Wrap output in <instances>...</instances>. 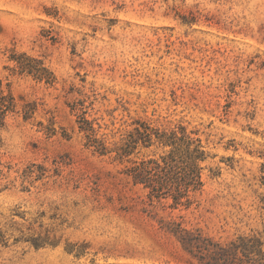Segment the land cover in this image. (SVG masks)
<instances>
[{
  "label": "rangeland",
  "instance_id": "rangeland-1",
  "mask_svg": "<svg viewBox=\"0 0 264 264\" xmlns=\"http://www.w3.org/2000/svg\"><path fill=\"white\" fill-rule=\"evenodd\" d=\"M20 53L53 82L19 73ZM0 81L16 102L0 264H201L177 225L204 244L256 235L264 253V0H0ZM82 117L108 150L135 119L198 130L202 191L187 209L149 204L124 171L167 149L100 154Z\"/></svg>",
  "mask_w": 264,
  "mask_h": 264
},
{
  "label": "trees",
  "instance_id": "trees-1",
  "mask_svg": "<svg viewBox=\"0 0 264 264\" xmlns=\"http://www.w3.org/2000/svg\"><path fill=\"white\" fill-rule=\"evenodd\" d=\"M12 58L16 61L19 73L25 72L38 80L53 82L54 75L41 60L30 58L25 53L14 54ZM15 111V98L9 90L2 87L0 81V145L2 131L9 116ZM133 123L134 127L126 131L119 143L109 150L104 141L96 137L95 129L84 117L79 120V129L85 132L86 144L93 146L94 151L100 154L114 151L115 158L120 160L132 154L136 148L148 149L153 146L167 149L157 157L133 161L124 173L131 178L133 185H139L145 190L149 204L170 199L168 206L171 208H189L195 194L202 191L203 163L210 157L198 130H188L181 122L171 127L155 126L140 119H135ZM159 221L163 222L161 219ZM172 231L183 247L196 256L201 264H264L262 241L256 235L248 237L244 244L231 242L230 245H221L208 240L204 244L200 236H193L191 231L180 225L175 226ZM239 247L243 249L245 258L238 256Z\"/></svg>",
  "mask_w": 264,
  "mask_h": 264
}]
</instances>
